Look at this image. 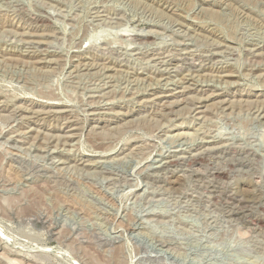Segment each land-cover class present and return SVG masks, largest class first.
I'll list each match as a JSON object with an SVG mask.
<instances>
[{
    "label": "rangeland",
    "instance_id": "rangeland-1",
    "mask_svg": "<svg viewBox=\"0 0 264 264\" xmlns=\"http://www.w3.org/2000/svg\"><path fill=\"white\" fill-rule=\"evenodd\" d=\"M0 234V264H264V0H0Z\"/></svg>",
    "mask_w": 264,
    "mask_h": 264
},
{
    "label": "bare ground",
    "instance_id": "bare-ground-1",
    "mask_svg": "<svg viewBox=\"0 0 264 264\" xmlns=\"http://www.w3.org/2000/svg\"><path fill=\"white\" fill-rule=\"evenodd\" d=\"M153 96V95H152ZM1 235V234H0Z\"/></svg>",
    "mask_w": 264,
    "mask_h": 264
}]
</instances>
